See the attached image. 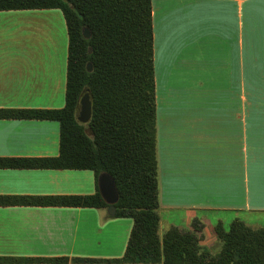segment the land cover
Returning <instances> with one entry per match:
<instances>
[{"label": "crops", "instance_id": "crops-1", "mask_svg": "<svg viewBox=\"0 0 264 264\" xmlns=\"http://www.w3.org/2000/svg\"><path fill=\"white\" fill-rule=\"evenodd\" d=\"M151 2L160 210L168 227L199 218L212 250L218 221L264 227V0ZM67 55L59 8L0 10V108L63 107ZM59 144L57 120L0 118V158L54 157ZM97 189L90 169L0 166V257H121L133 219L108 207L3 204Z\"/></svg>", "mask_w": 264, "mask_h": 264}, {"label": "trees", "instance_id": "trees-1", "mask_svg": "<svg viewBox=\"0 0 264 264\" xmlns=\"http://www.w3.org/2000/svg\"><path fill=\"white\" fill-rule=\"evenodd\" d=\"M37 8H59L66 22L64 106L0 108V118L57 120L59 154L0 158V166L90 169L97 178L108 172L119 193L114 216L132 218L133 226L119 258L0 257V262L264 264V227L239 218L227 225L216 222V252L200 243L204 223L197 217L190 228L171 225L160 233L151 0H0V10ZM85 92L92 110L82 123L76 111ZM9 203L108 207L99 189L86 195L7 197L3 204Z\"/></svg>", "mask_w": 264, "mask_h": 264}, {"label": "water", "instance_id": "water-1", "mask_svg": "<svg viewBox=\"0 0 264 264\" xmlns=\"http://www.w3.org/2000/svg\"><path fill=\"white\" fill-rule=\"evenodd\" d=\"M83 35L89 38L91 35L88 27L83 28ZM87 69H92L91 62L87 63ZM91 99L88 92H85L81 97L78 108L76 111L77 117L80 122L86 123L91 117ZM98 189L104 200L108 203V213L111 215L115 214L116 207L115 203L118 201L119 193L116 187L114 178L108 172H101L98 177Z\"/></svg>", "mask_w": 264, "mask_h": 264}, {"label": "rangeland", "instance_id": "rangeland-1", "mask_svg": "<svg viewBox=\"0 0 264 264\" xmlns=\"http://www.w3.org/2000/svg\"><path fill=\"white\" fill-rule=\"evenodd\" d=\"M160 215H161V218H162V221H161V228L162 229H166V228H169L168 227V225H169V223H168V218H166L167 217V215H168V212L166 211H162V209L160 210ZM161 233V232H160ZM219 248V247H218ZM218 248H216V247H212V251L213 252H216L217 250H218ZM209 249V248H208ZM211 250V249H210Z\"/></svg>", "mask_w": 264, "mask_h": 264}]
</instances>
